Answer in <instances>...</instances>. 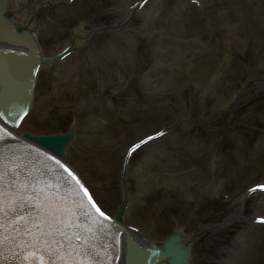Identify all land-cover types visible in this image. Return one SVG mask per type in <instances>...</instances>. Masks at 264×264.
I'll return each instance as SVG.
<instances>
[{"label":"rangeland","instance_id":"rangeland-1","mask_svg":"<svg viewBox=\"0 0 264 264\" xmlns=\"http://www.w3.org/2000/svg\"><path fill=\"white\" fill-rule=\"evenodd\" d=\"M39 16L46 53L88 26L66 65L42 67L21 130L77 125L65 159L111 215L127 189L126 225L223 232L196 258L264 264V0H57Z\"/></svg>","mask_w":264,"mask_h":264},{"label":"water","instance_id":"water-1","mask_svg":"<svg viewBox=\"0 0 264 264\" xmlns=\"http://www.w3.org/2000/svg\"><path fill=\"white\" fill-rule=\"evenodd\" d=\"M7 4H8V0H6V2L4 3L5 8H3L2 5L0 6V30L8 31L10 34H12V37H13V33H12L13 31L11 32V27H13L18 30V37L20 38L18 39L17 42L11 43V41L13 40L10 39L11 37L9 36L10 35L9 33L8 35L4 32L0 33V41L5 44L2 48H0V51H6L9 47H11V49L19 50L20 52L22 51V56L32 61L33 54H32L31 47L25 45L27 44V41L21 34L18 26L14 22L8 21L6 17V8H7L6 5ZM0 61H1V57H0ZM28 74L30 75L31 72L29 71ZM0 77L4 78L5 75L1 73ZM27 80H29V78ZM4 125L10 126V124H7V123H5ZM13 139L11 141L6 140V142L11 143L12 148L16 146L17 148H19L21 145L26 146L20 141L16 139L13 140ZM2 144L5 145V142L3 141ZM2 151L4 152V147L0 145V153ZM24 154L22 155V158L20 159L21 162L24 163V165L33 164L35 165L36 168H38L39 164L44 165V163H46V160H44V158L41 161L38 160L36 163L35 160H32V159L30 160V156H28L27 158L24 157ZM1 163H2V160L0 159V164ZM17 163H19V161ZM17 166H18L17 164L11 165L10 167H8L7 171L8 172L12 171ZM44 171H45L44 176L46 177L45 178L46 180L43 182L44 183L43 189H46V191H44L43 189H40L35 194V195H38L37 198L41 199L42 202L44 203V211L41 214L47 216V211L51 209L54 212H56V214H54L55 216H53L52 218L49 217L50 216L49 215L48 216L49 220L55 221L56 219L61 218L63 219V221L66 222L67 219H64V217L68 216L70 214L69 211L71 210L70 206H68L69 203L67 199V195L69 196L70 193L63 189L64 187H66V184L71 183V181L68 182L67 180V178H69L68 175L64 174V172L62 171H58L54 165L48 164V166H46ZM8 174H9V177L2 172L1 167H0V193L1 192L4 193V198L0 197V245L4 247V253L10 255L11 251L16 250L18 246L20 247V246L27 244L28 242L25 241L23 238L26 236H30V235L27 231V225H25L24 221L19 218L21 217L22 214H20L19 211H18L19 214H16L14 212L15 207L12 205L15 203L14 200L16 199L18 203L20 202V197H18L20 195H18L19 192L16 188L17 183H18L17 177L12 175L11 173H8ZM59 182L62 183L61 184L62 186L61 185L59 186ZM16 193H18L17 196H16ZM47 195H49L48 196L49 198L46 197ZM47 200H49V202ZM96 221H97V224L101 226V221L99 219H97ZM73 224L74 222L70 221L69 225L73 226ZM41 230L42 231H38L37 229L33 230L34 240H37V238L40 237L42 234L47 236V232L44 231V228ZM107 232L108 231H105L103 233H107ZM49 236H50V241H51L50 243L51 247L57 248L58 249L57 251L60 252L62 255H64V258L67 259L66 260L67 264H77V263L80 264V262H85L86 264H89V263L90 264H94V263L103 264L101 262L98 263L99 259L102 258V255H99V256L92 255V251L90 252V249H91L90 247H81L75 244L74 236L71 235L70 232H68L66 227L64 228L58 224V232H56V234L52 233V235L49 234ZM119 237H120L119 241H117L118 243H116L115 245L121 249V255H119V252L116 253V257L120 259L119 264H124L123 258L125 254V249L126 247L129 248L131 241L139 244L140 246H148L142 242H138V241H134L130 239L124 232L122 234L120 233ZM62 240H65V242L68 243V247L64 244ZM108 240L111 241V238H108ZM103 243L105 244L104 249H109L110 247L114 246V244H109V242L107 241H103ZM172 251L176 252V248H172ZM20 258H22V256ZM12 259L13 258L10 259L8 257V260H9L8 262L10 264H15V262L12 261ZM148 261H151V262H148V264L153 262L152 258H149ZM108 263H111V261H109Z\"/></svg>","mask_w":264,"mask_h":264},{"label":"bare ground","instance_id":"bare-ground-1","mask_svg":"<svg viewBox=\"0 0 264 264\" xmlns=\"http://www.w3.org/2000/svg\"><path fill=\"white\" fill-rule=\"evenodd\" d=\"M57 0H47V5L49 4V6H54L55 5V2ZM37 6H40V2H38V5ZM37 8L36 5H29L25 0H8V4H7V8H6V17L8 19V21L10 22H14L21 34L23 35V37L25 38V40L27 41V43L33 48H31L32 50V54H33V69H32V73H37L40 65H41V62L43 61V55L44 52H43V48L41 46V44L39 43L37 45L36 43V40L37 41H40L42 42V37H46L45 36H41L42 35V31L40 33V36L39 33H37L36 30H33L32 29V26L35 27L37 24H41L43 23V21H41L39 19V12L42 11L40 10L39 12H37ZM86 26H88V23H85ZM85 25H81V24H78L77 28L79 29V32L80 34L78 35L79 37V41L80 39H82V37L85 36V34H83L84 32V26ZM98 26H103L104 28L108 27V24L107 23H104L102 21H98ZM86 30V29H85ZM29 35L32 37V38H29ZM91 36H93L94 34H90ZM35 36V37H34ZM5 44L3 42L0 41V48H2ZM65 45V44H64ZM41 53V54H40ZM37 59V60H36ZM58 64L60 63H50V64H47V67H55V66H58ZM63 64L66 65L67 64V61H63ZM38 65V66H37ZM62 65V64H61ZM46 65L44 66V68H47ZM69 71V70H68ZM32 75V74H31ZM37 77V74L35 75L34 78ZM67 79H73V80H76L77 78L73 75H66ZM66 77H64L65 81H67ZM53 80L54 78L51 79V83H53ZM70 81V80H69ZM79 82V81H78ZM80 83V82H79ZM36 91V90H35ZM36 93L35 92L31 98V102L33 104V102L35 101V97H36ZM42 94V92H41ZM45 94V93H44ZM30 104V107L27 109L29 111H32V108H33V105ZM27 112V111H26ZM6 126V125H5ZM6 127H11L10 126H6ZM15 127V126H14ZM76 127H78L77 125L74 126V128L76 129ZM22 128V124H20L18 127H15L14 129L11 128V130H14V132L12 131L11 133L15 136L14 139L20 141L21 143L25 144V145H28V144H36V142L34 140H27L25 137V134L23 133L24 131L21 130ZM74 129V133L76 134V130ZM33 131V130H32ZM34 133H32L31 135L32 136H41L42 134L45 135V133H37L35 131H33ZM45 136H42V138L40 139H43ZM35 140H38L37 138ZM47 152H49V150H46ZM63 153H64V149H63ZM62 153V156H64ZM57 157L55 159L59 160V159H63V157ZM157 158H155V155H152V157L150 156L148 158L147 161H145V164H144V167H146V165H151V163H154V161L156 160ZM53 161V160H52ZM140 172V171H139ZM127 177L126 173H123V179H125ZM130 177V175L128 176ZM126 185V184H125ZM124 193H123V196H120L122 200H125L123 203H122V208L125 206L126 204V199L128 200V194H127V189H124L123 190ZM126 198V199H125ZM134 204V202H132V205ZM131 205V206H132ZM123 210V209H122ZM121 210V211H122ZM126 214V213H125ZM228 219V218H227ZM228 221V220H227ZM122 225V224H121ZM128 231V232H127ZM127 231H124V233L132 240L134 241H138V242H142L146 245H149L153 238H149L147 235H145V233L140 230V229H134V228H127ZM142 234V235H141ZM144 236V238H143ZM147 236V237H145ZM155 240V239H154ZM155 242V241H153ZM152 242V243H153ZM150 264H160L159 262H152Z\"/></svg>","mask_w":264,"mask_h":264},{"label":"snow or ice","instance_id":"snow-or-ice-1","mask_svg":"<svg viewBox=\"0 0 264 264\" xmlns=\"http://www.w3.org/2000/svg\"><path fill=\"white\" fill-rule=\"evenodd\" d=\"M9 135H11V133H9ZM70 174H71V173H70ZM77 183L79 184V181H78V180H77ZM80 187L83 189L84 194L87 195L88 199L91 200L92 198H91V196L88 194L87 189L84 188L83 185H80ZM93 207H95L96 212H98L99 215H100L101 217H103V216L105 215V214H104V213H103L98 207L95 206L94 201H93ZM77 239H79V237H77Z\"/></svg>","mask_w":264,"mask_h":264}]
</instances>
